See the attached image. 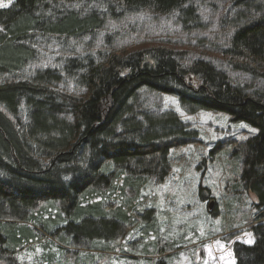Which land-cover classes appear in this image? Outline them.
I'll list each match as a JSON object with an SVG mask.
<instances>
[{"label":"trees","instance_id":"16d2710c","mask_svg":"<svg viewBox=\"0 0 264 264\" xmlns=\"http://www.w3.org/2000/svg\"><path fill=\"white\" fill-rule=\"evenodd\" d=\"M194 1L15 0L0 7V264H24L22 248L44 235L66 252L107 251L133 225L132 200L110 207L108 194L125 197L137 184L163 182L171 152L199 141L176 111L150 110L144 90L175 96L188 114L224 113L253 128L226 144L237 162L236 187L254 195L256 209L253 243L236 242L233 254L235 264H264V0H229L221 20L229 35L219 54L249 76L244 85L177 47L121 48L109 35L98 41L108 20L140 12L178 11L184 25H198ZM50 41L62 44L54 65L33 68ZM147 212L144 237L152 226Z\"/></svg>","mask_w":264,"mask_h":264},{"label":"rangeland","instance_id":"374dc122","mask_svg":"<svg viewBox=\"0 0 264 264\" xmlns=\"http://www.w3.org/2000/svg\"><path fill=\"white\" fill-rule=\"evenodd\" d=\"M14 1L0 0L3 5L0 7H8ZM194 6L199 15L198 25L197 22L184 25L178 11L168 15L140 12L108 20L98 41L103 42L104 36L109 35L114 39V46L121 48L150 44L177 47L190 58L212 61L226 70L235 84L250 83L249 76L231 70L219 54L229 35L222 28L221 20L232 6L230 1L195 0ZM59 46H62L59 41L44 43L40 48L42 59L33 68L53 66ZM141 95L150 110L176 111L183 121L198 130L199 141L171 152L172 169L163 182L150 179L137 184L136 188L127 189L125 197L118 192L108 194L106 204L110 207L126 204V199H131L133 207L128 212L134 215V223L124 235L108 243L112 249L68 248L70 252H66L59 249L58 241L44 235L22 248L19 261L24 264H235L233 245L253 243L249 227L256 212L255 197L236 187L237 162L231 155L230 145H226L246 137L253 128L232 122L224 113L188 114L172 95L145 90ZM147 211L152 214L148 221L152 226L149 236L144 237L142 232L143 228L147 229V222L142 216L151 217ZM160 248L163 250L156 254L154 251Z\"/></svg>","mask_w":264,"mask_h":264},{"label":"snow or ice","instance_id":"6c2138e0","mask_svg":"<svg viewBox=\"0 0 264 264\" xmlns=\"http://www.w3.org/2000/svg\"><path fill=\"white\" fill-rule=\"evenodd\" d=\"M0 6H3V5H0Z\"/></svg>","mask_w":264,"mask_h":264}]
</instances>
